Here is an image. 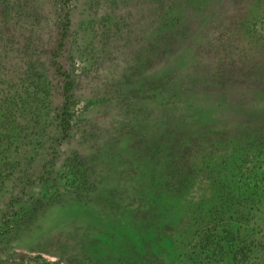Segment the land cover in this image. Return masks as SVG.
<instances>
[{"label":"rangeland","instance_id":"rangeland-1","mask_svg":"<svg viewBox=\"0 0 264 264\" xmlns=\"http://www.w3.org/2000/svg\"><path fill=\"white\" fill-rule=\"evenodd\" d=\"M30 5L36 29L42 28L38 32L41 44L49 36L51 0H30ZM75 5L72 38L79 74L75 127L54 170L63 171L66 158L76 151L89 163L94 190L77 199L68 183L62 189L61 202L45 205L34 213L27 211L30 201L48 190L32 186L22 195V184L14 176L19 167L11 170L7 165L23 156L20 143L28 144L24 148L30 149L40 138L35 132L48 130L45 113L51 109L50 98L42 104L32 88L24 94L22 88L9 92L3 87L0 104L8 99L16 108L9 110L7 117L0 110V163L9 160L5 170L1 167L0 177V264H121L122 235L128 234L126 224L141 216L143 207L152 202L157 183L165 184V174L171 168L165 162L166 123L177 130L172 139L182 142L189 135L181 132L179 121L173 123L178 116L188 119L206 115L207 111L205 119L210 120L193 119L188 122L191 129L204 127L207 121L214 127L233 125L241 129L246 122L257 123L264 116V95L243 96L233 90L225 102L236 106L227 108L222 106V98L210 100L212 91L198 82L206 55L192 57L193 50L199 51L207 39L216 43L215 47L224 45L218 47L219 55L226 53V57L245 60L256 57L257 45L245 40L247 31L234 27L219 41L218 22L213 17L215 21L207 30L204 22L200 26L194 22L193 35L189 33L185 39L181 35L165 40L162 31L156 32L162 37L154 40L157 34L152 32V0H75ZM40 44L36 53L42 59L44 49ZM193 82L198 83L190 85ZM176 87L181 91L175 92ZM21 92L26 101L23 104ZM42 92L47 96L46 89ZM168 94L177 100L173 106ZM214 102L220 106L214 107ZM213 113L215 122L211 120ZM42 143L43 147L47 145L44 139ZM36 155L29 165L21 161L20 167L27 173L40 171L46 161L45 156ZM199 186L196 183V191ZM7 220L9 226H3L2 221Z\"/></svg>","mask_w":264,"mask_h":264},{"label":"trees","instance_id":"trees-1","mask_svg":"<svg viewBox=\"0 0 264 264\" xmlns=\"http://www.w3.org/2000/svg\"><path fill=\"white\" fill-rule=\"evenodd\" d=\"M152 2V32L165 31L168 41L181 35L185 39L189 33L192 36L196 21L198 26L204 22L207 30L209 23L216 20L220 32L216 39L219 41L224 32L232 33L234 27L247 31L245 40H253L257 45L254 50L258 52V58L226 57L225 52V55H219L218 47L224 48V45L215 47L216 43L207 39L199 51L193 50L194 58H202L203 53L206 55L198 82L212 91L210 100L222 98V106L226 108L236 106L225 102L233 90L242 92L243 96L264 95V0ZM51 6L49 36L40 44L38 32L42 28L36 29L30 0H0V94L4 92L3 87L9 92L22 88L24 94L32 88L39 103L50 98L51 109L45 113L49 120L48 130L33 131L40 138L30 149L24 148L28 144L20 143L24 154L18 156V161L13 158L8 163L6 158L7 162L0 163V177L7 163L11 170L19 167L14 176L22 184V195L32 186L48 190L42 197L30 201L27 210L30 213L61 202L62 189L69 184L72 196L77 199L94 190L89 163L82 154L74 151L66 158L63 171L55 173L54 170L56 161L63 154V145L73 138L79 74L72 38L75 0H51ZM156 34L154 40L162 37L161 33ZM38 42L44 47H40L44 49L42 59L36 53ZM227 46L228 49L231 47ZM174 91L181 90L176 87ZM167 97L172 99L170 106L177 102L173 95ZM20 100L22 104L26 102L22 92ZM213 106L220 105L214 102ZM14 108L16 106L8 99L0 104L3 117ZM200 110L204 111L203 108ZM204 112L206 115L198 113L188 119L185 115L178 116L173 122L179 121L181 132L189 135L182 142L172 139L171 135L177 130L166 123L165 162L170 163L171 168L165 174V184L157 183V188L164 186V189L156 188L152 202L143 207L141 216L133 217L126 224L128 234L122 235L121 264H264V123L261 122L264 116L257 123L246 122L241 129L233 125L214 127L207 124L208 121L204 127L189 128L188 122L193 119L196 122L210 120V117L205 119L208 112ZM213 118L211 120L215 122ZM42 139L47 143L45 147ZM167 139L171 141L166 142ZM36 146L41 149L39 154ZM14 153L18 155L19 152ZM35 154L39 158L45 156L46 161L40 171L27 173L20 163L29 165ZM196 183L200 184L198 191ZM51 188L53 191H49ZM162 195L164 199H161ZM9 224L8 220L2 221L3 226Z\"/></svg>","mask_w":264,"mask_h":264}]
</instances>
